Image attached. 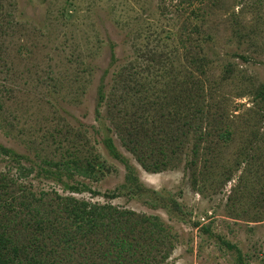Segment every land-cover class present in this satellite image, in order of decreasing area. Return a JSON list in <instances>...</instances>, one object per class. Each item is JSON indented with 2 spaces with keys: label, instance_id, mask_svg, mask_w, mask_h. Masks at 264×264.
<instances>
[{
  "label": "rangeland",
  "instance_id": "374dc122",
  "mask_svg": "<svg viewBox=\"0 0 264 264\" xmlns=\"http://www.w3.org/2000/svg\"><path fill=\"white\" fill-rule=\"evenodd\" d=\"M261 91L264 0H0V186L150 218L160 264H264ZM86 159L91 178L41 163Z\"/></svg>",
  "mask_w": 264,
  "mask_h": 264
},
{
  "label": "trees",
  "instance_id": "16d2710c",
  "mask_svg": "<svg viewBox=\"0 0 264 264\" xmlns=\"http://www.w3.org/2000/svg\"><path fill=\"white\" fill-rule=\"evenodd\" d=\"M111 55L113 58L114 53L111 52ZM101 87L97 92V106L104 100ZM256 96L264 101V91L258 92ZM210 110L211 106L207 105L206 109L199 108L197 114L202 119H208ZM121 132L119 131L122 145L136 155L145 171L159 173L167 168L168 161L145 165L141 160L143 158L137 153V141L128 139L126 142ZM126 135L133 136V133L129 131ZM199 135L204 133L200 131ZM224 135L228 139V131ZM104 144L111 157L122 159L111 138H107ZM0 150L4 154L12 153L3 147ZM163 151L159 149V154L162 159H167ZM150 152V155L154 154L152 149ZM41 163L65 171L60 176H66L67 179L72 175L91 178L95 172L93 161L88 159L85 160L84 167L75 160H42ZM127 169L126 182L134 186L136 178L130 166ZM5 188L6 185L0 186V264H160V261L145 258L150 254L147 251L151 247L140 242L153 238L164 244L165 234L153 237L161 229L150 218H138L131 211H119L111 205L100 206L71 196L58 197L54 209L51 205L43 207L40 205L43 199H37L33 194L26 198L15 197L5 191ZM85 188L83 184H74L68 190L78 194Z\"/></svg>",
  "mask_w": 264,
  "mask_h": 264
}]
</instances>
